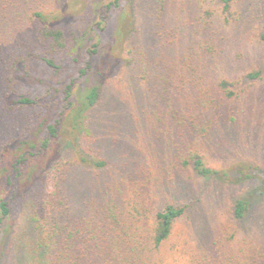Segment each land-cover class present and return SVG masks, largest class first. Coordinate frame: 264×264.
<instances>
[{
	"label": "trees",
	"instance_id": "obj_1",
	"mask_svg": "<svg viewBox=\"0 0 264 264\" xmlns=\"http://www.w3.org/2000/svg\"><path fill=\"white\" fill-rule=\"evenodd\" d=\"M183 1L89 0L91 16L67 26L61 11L67 0H0V29L2 20L10 25L6 31L20 27V19L29 27L22 50H11L14 58L3 69L0 107L22 119L1 145L0 257L10 237L16 264H166L161 247L190 207L167 203L152 210L146 195L162 170L184 169L237 188L230 206L236 248L220 257L224 264H264V164L240 158L220 169L208 154L215 134L230 135L234 127L241 134L245 120H237L236 102L264 82V58L245 54L252 29L264 43V23L257 24L263 4L186 0L192 8L184 3L181 10L191 17L183 19L175 14ZM111 19L113 58L105 49L98 53ZM32 61L41 77L32 74ZM108 77L116 86L111 93ZM119 94L133 103L153 140L146 161L154 168H143L148 155L138 150L128 184L103 178L107 162L91 127L98 106ZM24 205L26 229L14 234L15 211ZM187 220L191 234L197 224ZM203 239L197 233L193 245ZM188 250L189 264L205 263Z\"/></svg>",
	"mask_w": 264,
	"mask_h": 264
},
{
	"label": "rangeland",
	"instance_id": "obj_2",
	"mask_svg": "<svg viewBox=\"0 0 264 264\" xmlns=\"http://www.w3.org/2000/svg\"><path fill=\"white\" fill-rule=\"evenodd\" d=\"M259 2L263 4L264 8V0H259ZM184 3H186V0L182 4L177 3L176 6L179 9H176L175 14L185 16L182 18L187 19L191 17V12L189 15L187 11L181 10L185 8L183 7ZM25 4L28 5L27 3ZM90 7L89 0H67L66 6L61 10L65 14L63 22L67 26H71L72 23L77 24L83 21L87 18V15L88 17L91 16ZM186 7L192 8L189 4ZM262 12L263 19H258L257 22L260 26L264 23V9H262ZM60 13L58 11L55 14ZM175 20H177L176 26L178 29H185L180 25V19L176 18ZM19 21L21 22V26L19 23L20 27L14 31H6L7 28H10V25L6 27V20H2L0 33L6 34V37L0 47V94L3 87V69L5 71V66H8V62L14 58L10 55L11 50L15 49L20 52L22 50L19 47L20 41L27 36L26 30L29 32L28 21L22 19ZM111 21L112 19L104 31L101 32L103 45L99 47L98 53L103 52L105 49L110 58H113L115 53L111 51V48L116 37L111 32ZM254 34L255 30L252 29V32L246 38L247 48H245V54L264 58V43L259 42ZM56 59L60 58L56 57ZM110 63L111 59L107 60L106 58L105 65L107 68ZM62 64L68 68L67 71L71 70L68 58L65 57ZM31 66L34 72L32 74L37 77L40 76L41 67L38 61H32ZM48 73H50L49 70ZM111 82V77H108V90L110 93L116 88ZM32 87L36 93L42 91V87L39 84L35 85V87L32 85ZM133 106V103L129 102L121 94L115 95L114 100L107 101L105 98V101L98 106L91 120L94 134L93 145L96 150L101 151L100 154H103L107 162V169H105L103 178L123 180L126 184H128L126 180L128 175H132L133 170H136L138 162L137 164L134 163V159L138 150L142 151L140 152L141 156L144 154L148 155L143 157L145 160L143 168L146 170L149 164L151 166V163L146 161V159L151 154L149 150L153 142L152 137H150L152 135L149 136L145 126L139 122L138 114ZM236 106L239 108L236 113V116L239 117L237 120H245L243 127L240 126L241 134L234 127L232 134L226 135V132L220 131L215 134L216 136H212L208 142L210 163L220 169H224V167L229 166V164L240 158H251L264 164V82H259L248 94L245 101L241 104L236 102ZM134 112L136 117L132 115ZM21 119L22 115L18 112L14 114L7 113L0 107V166L4 162L2 158L4 150L1 145L19 130ZM70 133L67 135L70 136ZM73 133H76L77 136L79 135L74 130ZM158 138L160 139L158 144H161L163 137ZM133 146L136 152L133 150ZM141 156L139 157L140 159ZM136 160L139 161L138 158ZM151 168L154 167L151 166ZM10 176L16 183L17 179L13 178V173ZM3 181H5L4 178L0 176V184ZM130 183L131 181H129ZM236 191V187L225 186L217 178L197 177L189 170L161 171L146 195L152 210L161 209L167 203L188 204L190 207V212L176 223L173 234L161 247L160 254L164 256L166 264H189L187 261V256L190 255L188 247L191 248L192 252L195 249L198 257H203L204 264H218V262L224 264V252L229 253L236 248V242L231 238L234 223L230 217L231 198ZM11 196L10 192L7 198H11ZM12 203L14 204V202ZM28 211L29 209L25 205L18 207L15 211L18 225L14 234H18L25 227V219L29 215ZM187 218L193 221V225L197 224V228L191 234L188 232L187 224L189 223ZM197 233L198 236L202 234L204 239L202 244L194 246L193 242L197 238ZM238 237L239 235L237 234L235 238L237 239ZM10 240L11 238L9 237L6 245L7 250L5 251L7 253L0 257V264H16L12 256V245L14 242ZM185 243L187 245H184ZM24 257L25 259H30L27 254Z\"/></svg>",
	"mask_w": 264,
	"mask_h": 264
}]
</instances>
